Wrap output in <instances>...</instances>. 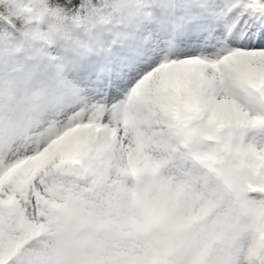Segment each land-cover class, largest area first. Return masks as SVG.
<instances>
[{
  "label": "snow or ice",
  "instance_id": "obj_1",
  "mask_svg": "<svg viewBox=\"0 0 264 264\" xmlns=\"http://www.w3.org/2000/svg\"><path fill=\"white\" fill-rule=\"evenodd\" d=\"M193 122L264 133V0H0V264H169L97 233L167 228L165 202L121 222L110 188L126 152L184 172ZM250 151L241 201L264 195Z\"/></svg>",
  "mask_w": 264,
  "mask_h": 264
},
{
  "label": "clouds",
  "instance_id": "obj_2",
  "mask_svg": "<svg viewBox=\"0 0 264 264\" xmlns=\"http://www.w3.org/2000/svg\"><path fill=\"white\" fill-rule=\"evenodd\" d=\"M190 148L184 153L185 171L159 168V150L134 154L126 152L117 162L123 172L115 177L110 196L121 222L147 214L153 204L167 203L174 209L164 231L145 235L129 227L116 226V234L98 230L97 240L140 253L155 248L168 252L169 264H194L203 254L204 264H222L241 238L248 248L264 240V195L239 200L232 189L236 178L255 181L259 162L250 148L264 145V133L217 127L214 131L202 122H193ZM173 143H177L175 138ZM185 172L191 173L192 180ZM188 225L186 233L177 229ZM187 236V240L175 239ZM175 239V243L171 241ZM241 264H245L242 260Z\"/></svg>",
  "mask_w": 264,
  "mask_h": 264
},
{
  "label": "rangeland",
  "instance_id": "obj_3",
  "mask_svg": "<svg viewBox=\"0 0 264 264\" xmlns=\"http://www.w3.org/2000/svg\"><path fill=\"white\" fill-rule=\"evenodd\" d=\"M247 241L243 238L239 240V242L234 246L230 255L227 257L222 258V264H241V261L244 260L245 264H247L246 256L242 258L243 252L242 249L244 248V243Z\"/></svg>",
  "mask_w": 264,
  "mask_h": 264
}]
</instances>
